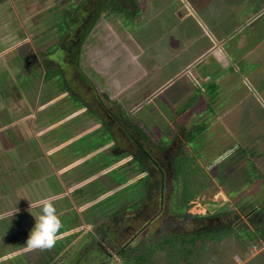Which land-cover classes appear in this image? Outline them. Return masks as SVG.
<instances>
[{
  "label": "rangeland",
  "instance_id": "rangeland-1",
  "mask_svg": "<svg viewBox=\"0 0 264 264\" xmlns=\"http://www.w3.org/2000/svg\"><path fill=\"white\" fill-rule=\"evenodd\" d=\"M99 1L0 0V56L4 53L1 59L12 67L9 75L15 85L4 98L15 99L22 84L23 99H27H21L15 109H0V192L5 197L2 200L0 194V264H129L110 259L103 250V239L85 231L82 225L96 223V232L100 219L104 223L105 219L112 222L123 218L112 229L116 241L107 238L104 242L116 250L128 243L130 236L121 233L128 223L140 224L127 217L136 211L133 202L140 203L135 202L140 199L135 190L141 186L136 183L142 181L137 180L143 174L131 170L129 151L115 152L112 133L100 126L91 110L77 109L84 103L76 102L74 94L56 97H63L69 90L64 87L65 75L70 80L66 52L70 48L68 35L72 33L69 28L90 16L93 4ZM224 1L106 0L101 18L96 20L97 14L91 23L88 20L90 24L96 22L88 35L94 50L88 53L81 49L79 54L81 75L111 96L109 104L118 105V112L137 129L136 134L143 137L150 153L161 154L167 172L164 211L159 192L154 190L151 212L157 217L145 228V235L135 237L134 244L142 238L150 242L174 231L194 232L203 224L194 218L197 215L210 216L213 226L222 222L233 227L231 235L201 257L191 261L196 252L189 250V260L158 259L161 264H264V240H258L250 231L236 229L244 224L253 227L244 212L264 203V102L260 100H264V31L254 32L264 22V14L245 25V33L252 36L248 44L261 45L253 63H237L238 70L235 54L229 48L228 56L217 51L190 68L198 71L200 87L194 94L188 87H195V83L187 78L191 65L186 67L185 60L194 47L200 51L208 41L196 20L186 13L189 4L207 20L205 16L217 7L229 14L230 1L240 16L248 17L252 13L246 16V12L257 10L264 0ZM82 27L73 31L81 34ZM239 40L236 36L234 44ZM228 45L233 47L232 40ZM29 48L37 52V60L51 56L54 61L59 59L54 62L58 65L34 66L25 75L23 65L28 54L24 51ZM214 58L220 60L223 69H218ZM6 77V73L0 74V83ZM26 80L30 81L25 86ZM215 83L217 89L211 90L210 96L200 97L192 107V115H186L184 106L191 105L200 88H210ZM30 100L40 101L36 112L28 109ZM1 102L2 99L0 106ZM19 116L31 117V129L24 124L22 128H11ZM110 143V152L114 153L109 155L104 148ZM132 147L128 146V150L135 151ZM245 152L247 157L241 159ZM251 166L253 171L243 172ZM193 168L209 172L218 191L216 196L203 194L195 199L189 216L184 213L182 192L184 176ZM172 169L180 172L179 178L175 179ZM259 174L263 175V183L260 187L250 186L260 179ZM221 178L232 188H224ZM41 197L53 198L63 232L53 247L30 250L25 246L38 213L30 204ZM139 208L140 211V205ZM76 227L83 228L75 230L81 237L62 254L75 238L62 237L63 233ZM145 254L130 252L129 259H141Z\"/></svg>",
  "mask_w": 264,
  "mask_h": 264
},
{
  "label": "flooded vegetation",
  "instance_id": "flooded-vegetation-1",
  "mask_svg": "<svg viewBox=\"0 0 264 264\" xmlns=\"http://www.w3.org/2000/svg\"><path fill=\"white\" fill-rule=\"evenodd\" d=\"M105 1L106 0H100L98 3L93 4L94 11L90 13L91 17L89 15L88 16L86 15L83 18V21L79 25L76 24L73 27L69 28V31L71 30L72 33L71 35L70 33L68 35L69 41L67 39V42L70 48H68L66 52L69 53L68 54L69 55L68 67L70 69V80H68L67 75H65V80H66L67 85L66 86L64 85V87H68L69 90L65 92V95L63 97L62 95H58V96L56 95V97H61V99H63L64 97H68L69 94L71 93L74 94L72 95V97L73 99H75L76 102L79 101V102L84 103V105H82L81 107L77 109H85L83 112L85 111L88 112L89 110H91L93 112V118H95L97 121L100 122L101 124L100 126L104 125L106 129L108 130V132L112 133L111 136H113V142L111 143H113V147L117 146V149L115 150V152L118 149L120 151H123V150L129 151L130 153L129 155H131V160L136 158V156H139L140 157L139 159H143V162L146 168L142 172L138 173V174L141 173L143 175L137 181L139 180H142V181L140 183L138 182L136 183V185H141V186H138L137 190H135V191H138V193L140 194L139 196L140 199L135 200V202L140 201L139 205L141 206V210L139 211L140 209L139 205H136L133 202V207L135 208L136 211L130 213L127 217V218L130 217L133 221H140V224L133 225V224L128 223L124 227V232H122L123 234L121 233L122 235L130 236L127 239L129 242L135 239V237L143 233H146L148 230L145 232L146 230L145 228H147V226H150L153 220L157 217L156 214H153V212H151V206H152L151 197H153L154 190L159 192L158 197L160 200V204L163 206V211H164V208H165L164 196H165V189H166V173L167 172L164 167V162L160 158L161 154H158V152H155V154H152L145 148L143 141H142L143 137H139L136 134L137 129H134L132 125L130 124V122L125 117H123L122 114L118 112L119 111L118 105L116 104L114 106H111L109 104L111 102V97L105 92L100 91L99 87L95 84L93 80L86 79L84 76L80 74L79 54L81 52L83 44H85L86 42L87 36L89 35V32H90L89 29L93 27L94 23H96L93 20V23L90 24L92 21V18L95 17L97 14L98 16L95 17L96 20L100 18V15H102L104 11ZM88 9L89 8L87 7L86 10ZM88 20L90 21V23L88 22ZM81 26H83L82 29H79L81 30V34L78 31H73L76 27H81ZM17 48L18 49L16 50H19V47ZM27 50L28 51H24L28 54L27 58L24 59L25 65H23V69H25V75L29 74L30 69L34 66L41 68V67H46V65H49V64L58 65L54 62L58 61L59 59L54 61L55 59H52L51 56H49V57L37 60V56L35 55L37 54V52L34 51V49L32 48H29ZM21 57L23 56L21 55ZM42 60L43 62H41ZM16 68H17V71L20 73L19 68L18 67ZM29 81L30 80H26L25 86L27 83H29ZM13 87H15V85H13ZM20 87L17 89L15 99L13 100L6 99L5 103H4V98L2 99L1 106H0L1 110H3L6 106L7 107L14 106V109H15L16 107H18L17 105L21 103V99L24 101H27V99H23L24 95L22 91L24 89H23L22 84L20 85ZM4 95H5V92L3 91L2 96ZM38 98L40 100V97ZM37 101L30 100L29 102H27L28 104H30L28 106V109L33 108V111L36 112L38 105L40 103V101L38 102ZM49 101L52 102V100H49ZM23 117L19 116L18 120H14L13 121L14 124L13 126H11V128H14V127L22 128V124H24V125H29L31 129L32 127V124L30 122L31 117L22 119ZM20 132L23 133V131H20ZM21 133H18L19 136H21ZM111 143H110V146L104 148L108 150L109 155L114 153V152L113 153L110 152L111 147H112ZM128 146H134L136 150L135 151L128 150ZM120 151H117V152H120ZM18 161L19 163H21L20 159ZM173 183H174V180H173ZM173 188L175 189L174 185H173ZM2 193L0 192L1 198L2 200H5V197L4 195H2ZM2 206L4 207V202H2ZM159 206L160 205H158V208ZM99 221L100 222L97 224H100V223L102 224L101 219ZM31 224L32 223H29V225ZM210 224L211 226L213 225L211 221H210ZM94 225H96V223ZM111 225L113 224L111 223ZM216 225L217 226L222 225V222L221 223L219 222ZM99 226L97 228L98 234L100 231ZM94 231H95V227H94ZM111 231L112 229L110 230L107 236L108 239L113 237L112 235L114 234V232H111ZM100 237L103 239V242L106 240V235L104 236L100 233Z\"/></svg>",
  "mask_w": 264,
  "mask_h": 264
},
{
  "label": "trees",
  "instance_id": "trees-1",
  "mask_svg": "<svg viewBox=\"0 0 264 264\" xmlns=\"http://www.w3.org/2000/svg\"><path fill=\"white\" fill-rule=\"evenodd\" d=\"M138 11L139 9L137 10V12ZM47 78H50V76L47 75ZM189 106H192V104ZM245 157H247V153L246 156L243 154L241 155V159ZM139 158H140L139 156H136V158L132 159L131 162L129 161V164L132 165L131 170L133 172H137V171L142 172L146 168L143 159H139ZM135 163L136 165L133 166V164ZM254 169L255 168L251 166L248 169L244 168L243 172L245 171L251 172ZM173 174L175 176V179L177 177L179 178L181 175L179 171L176 172L173 171ZM186 174L187 175L184 176L185 182H183L184 186L182 192V202H184L186 207V211L184 213L186 215H189L188 211L192 207V204L194 203L195 199L199 198L203 194L216 196V193L218 191V186L213 180V177L210 176L209 172H207L205 169L203 170L199 168L198 171L197 168H193L190 172H186ZM221 175L222 173L218 174L217 176L220 177ZM259 178L260 179H258L255 183H251L250 186L260 187V185L263 183V175L259 174ZM221 180H222L221 184L224 186V188H230V189L232 188L231 185L225 184L223 178H221ZM184 187H186L185 190ZM261 205H262L261 207L251 206L249 207L248 211L244 212L248 216V219L250 223L253 225V227L250 228L248 227L247 224H244L237 227L236 228L237 231H244V232L250 231L251 233L254 234V237L257 238L258 240L259 239L264 240V203ZM245 208L246 207H242V210ZM194 218H197L198 220L203 222L201 227L196 229L194 232L185 233L180 231H174L175 234H170V233L164 234L166 236L162 238H156L150 242L147 241L145 238H142L140 239L141 242L138 244H134V241H132L130 245L127 247H124V245L119 246L120 248L118 247L119 249H117V251L120 254L122 262L124 261L129 264L132 263L161 264L159 263L158 259L189 260L188 251L195 250L196 257L190 259L191 261H193L194 259L201 257L203 254H206L212 247H214L216 243L221 242L222 240H224L226 237H228L234 232L233 227L230 226L228 223H224L223 225H218V226L217 225L211 226L210 221H208L210 219V216L208 217L207 215H197L194 216ZM122 219L123 218H117L115 221L112 222L107 221L108 219H105L106 221L99 226L100 229L99 234L101 233L102 235L104 236L106 235L107 237L110 230L113 229V227H115V223L120 222ZM111 223L113 225H111ZM163 238L164 240L160 241ZM175 250H178L177 254L173 253ZM130 252L131 253L142 252L146 254L142 256L141 259H129ZM163 252H165L167 255L162 256L161 253ZM168 262H171V260H168Z\"/></svg>",
  "mask_w": 264,
  "mask_h": 264
},
{
  "label": "crops",
  "instance_id": "crops-1",
  "mask_svg": "<svg viewBox=\"0 0 264 264\" xmlns=\"http://www.w3.org/2000/svg\"><path fill=\"white\" fill-rule=\"evenodd\" d=\"M221 1L223 3H225L224 0H221ZM230 3H231V8H230L229 14H225L221 11H218L217 10L218 7H217L213 13H210L208 16H205V17H207V20H205L202 17H199L196 8L189 4V11H187L186 13L188 14V16L191 15L192 19L194 18L196 20L195 24L197 26H199L205 32V37H207L208 41L206 42L205 47H203L200 51H196L195 47L193 48V50L190 51L192 53L185 60L186 67L191 65L188 69H190L191 67H194L193 65H196L197 62L202 61L203 57L211 56L213 53H215L217 51H219L223 56H228L229 52H228L227 48H229L230 52H233L235 54L236 60H235L234 64L238 70L240 69V67L238 66L237 63H243V62L253 63L254 57H256L257 52L261 48V45L256 47V45H254L253 42H252V44H248V42L250 41L249 38H251L252 36L249 35L248 33H245V30H246L245 25L250 24L252 22L254 23L258 18L261 17L262 14H264V1L260 4V6L257 8V10L251 8L250 11H247L246 16H247V14L252 13L248 17L240 16L238 14L237 7H235V5L231 1H230ZM253 11H256V12H253ZM100 18H101V16H100ZM94 25H95V23H94ZM92 28H90V30H89L90 32L92 31ZM259 30L264 31V22L262 24L258 25V28L254 32H257ZM236 36H238V38L240 39L238 44H234L235 43L234 38ZM231 40L233 42V47H231V46L229 47V45H228ZM227 45H228V47H227ZM91 46H93V45L88 43V36H87L86 42H85V44H83L82 49L85 50L86 52L90 53L92 50H94V46H93V48H91ZM243 48L247 49V51L241 50ZM16 49H18V48H16ZM19 49H21V47H19ZM208 51H210V52H208ZM2 55L0 56V74L6 73L7 77L5 78V81L3 80L0 83V99L7 97L9 89L12 88L13 83H14L13 81L11 82L10 75H9L12 67L8 66L9 63L7 61L5 62L4 59H1ZM88 56L92 57V55H88ZM177 57H179V56H177ZM214 59L218 63L217 64L218 69L219 70L223 69L222 68L223 64L220 62V60L216 59V58H214ZM111 60H112V58H111ZM262 62H264V58H263ZM10 66H12V65L10 64ZM79 67H80V74H82L80 64H79ZM235 73H236V70L233 74H235ZM187 76H188L187 78H189L190 81H193L195 83V87H193L192 85H188V87H190V89H191V93L194 94V91L200 87L198 71L197 70H194V71L191 70ZM224 79L225 78H223L221 80H224ZM7 83H8V85H7ZM187 84H188V82H187ZM209 87L210 88H208V87L207 88H200L201 91H200L199 95L198 96L194 95L195 98L191 103L192 106H189L188 104L186 106H184L186 115H188V116L192 115V113H191L193 111L192 107L194 106L195 103H197L198 99H200V97H202V96H206V97L210 96L212 94L211 90H216L218 86L215 83L213 85H209ZM99 89H101V88H99ZM178 90H179V88H178ZM3 91L5 92L4 96H2ZM102 92L106 93V91H102ZM175 92H177V89L175 90ZM6 99H9V98H4V101ZM260 100L264 102L262 97H260ZM247 107L252 108V106H247ZM187 119H190V117ZM257 147H258V145L253 150L256 151ZM250 152L253 153L252 150ZM260 154H262V153H255V155H260ZM92 225L93 226L86 224V225H82V226H83V228H85V231H88L92 234H96L100 238V234H98V231H96L97 233H95V231H94V227H95L94 223ZM83 228L82 227L70 228L63 233L62 237L63 236L66 237V235H68V236L75 235V238H74V241L68 243L67 247H65V249L62 251V254L68 248H70L71 245L76 243V241L81 237L80 235L77 236V233L75 232V230L79 229V231H81V230H83ZM62 232L63 231L59 232L58 237L60 236V234ZM114 233L115 234H113V235H115V236L110 238L112 241H116V232H114ZM146 233H143V234L145 235ZM143 234L137 236V239L140 238L141 236H143ZM106 239H107V237H106ZM132 241H135V239H133ZM132 241H129L128 243L124 244V247L129 246ZM102 247H103V250L107 252V254L109 255L108 257H110V259H121L119 252L115 248L111 249V248L107 247V245H105V242H103ZM2 260H4V259H2ZM0 261H1V259H0Z\"/></svg>",
  "mask_w": 264,
  "mask_h": 264
},
{
  "label": "clouds",
  "instance_id": "clouds-1",
  "mask_svg": "<svg viewBox=\"0 0 264 264\" xmlns=\"http://www.w3.org/2000/svg\"><path fill=\"white\" fill-rule=\"evenodd\" d=\"M218 162V160L213 161L212 166ZM30 205L31 208L38 209V213L34 215L35 224L30 231L25 247L30 250L53 247L63 227L53 198L41 197Z\"/></svg>",
  "mask_w": 264,
  "mask_h": 264
}]
</instances>
